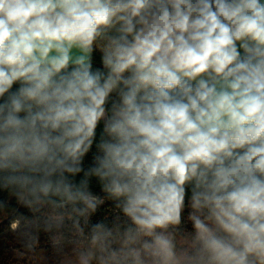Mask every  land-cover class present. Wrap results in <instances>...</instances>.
<instances>
[{"label": "clouds", "instance_id": "clouds-1", "mask_svg": "<svg viewBox=\"0 0 264 264\" xmlns=\"http://www.w3.org/2000/svg\"><path fill=\"white\" fill-rule=\"evenodd\" d=\"M0 192L68 264H264V0H0Z\"/></svg>", "mask_w": 264, "mask_h": 264}, {"label": "trees", "instance_id": "trees-1", "mask_svg": "<svg viewBox=\"0 0 264 264\" xmlns=\"http://www.w3.org/2000/svg\"><path fill=\"white\" fill-rule=\"evenodd\" d=\"M0 201L6 204L0 209V264H68L67 257L53 248L48 235L43 232L36 251L27 252L11 225L19 214L30 215L28 209L19 206L14 198L10 200L6 192H0Z\"/></svg>", "mask_w": 264, "mask_h": 264}]
</instances>
